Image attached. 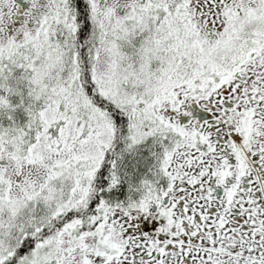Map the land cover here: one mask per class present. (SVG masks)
Wrapping results in <instances>:
<instances>
[{
	"label": "snow or ice",
	"instance_id": "6c2138e0",
	"mask_svg": "<svg viewBox=\"0 0 264 264\" xmlns=\"http://www.w3.org/2000/svg\"><path fill=\"white\" fill-rule=\"evenodd\" d=\"M0 264H264V0H0Z\"/></svg>",
	"mask_w": 264,
	"mask_h": 264
}]
</instances>
